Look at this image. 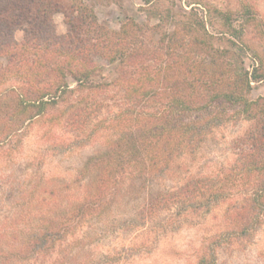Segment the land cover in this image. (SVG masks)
<instances>
[{"label":"rangeland","instance_id":"374dc122","mask_svg":"<svg viewBox=\"0 0 264 264\" xmlns=\"http://www.w3.org/2000/svg\"><path fill=\"white\" fill-rule=\"evenodd\" d=\"M46 1L57 36H72V48L82 41L83 55H89L100 72L84 92L76 91L77 83L68 76L69 89L58 94L56 106L43 116L21 117L25 121L10 139L6 134H12L13 122L7 123L10 119L0 114V264H199L203 258L208 264H264V215L245 235L226 218L227 209L244 204L257 185L256 177L248 179L241 169L259 142L254 136L262 125L260 113L249 118L233 114L206 136L194 156L177 159L163 178L148 185L126 178L111 211L103 216L96 213L82 224L70 222L67 237L46 252H26L31 234L53 223L58 229L60 215L82 202L95 182L97 158L112 136L105 129L124 108L120 76L157 70L158 95L174 88V83L165 81V73L191 82L195 65L207 63L205 47L181 60L180 52L169 53L159 42L171 32L189 39L182 28L189 20L186 13L193 11L203 20L205 31L215 38L214 46L237 45L239 57L228 56L230 72L255 68L264 76V0ZM125 22L138 25L133 26L135 42L129 45L124 64L109 65L96 47L89 49L98 35L119 32ZM15 37L22 43L24 31ZM33 60L28 56L27 64ZM7 66L0 65V104H12L13 114L16 97L29 85L15 74L3 75ZM48 85L47 80L38 84ZM198 94L192 98L207 100L208 93ZM248 98L264 100V79L251 83ZM51 116L59 118L50 121ZM201 188L205 197L199 193L193 200L185 197L188 190ZM211 191H218L217 201H209ZM190 203L200 208L195 210Z\"/></svg>","mask_w":264,"mask_h":264},{"label":"trees","instance_id":"16d2710c","mask_svg":"<svg viewBox=\"0 0 264 264\" xmlns=\"http://www.w3.org/2000/svg\"><path fill=\"white\" fill-rule=\"evenodd\" d=\"M48 10L46 0H0V65H4V62L9 65L2 71L3 75L15 74L29 85L25 92L16 97L13 114L10 112L12 104H0V114H5L10 119L7 123L13 122L14 126L12 134H6L8 139L18 135L17 126L21 127L25 121L23 118L43 116L51 106H56L58 94L69 89L68 76L77 83L76 91L84 92L100 72L93 59L83 55L82 41L72 48V36H57ZM186 14L189 20L182 24V28L189 39L181 40L175 37V32L170 31L171 34L162 35L159 42L169 53L180 52L181 60L192 57L197 54V49L205 47L202 51L208 49L207 63L195 65L192 69L195 79H191V82L185 77H178L179 74L168 75L164 72L165 81L174 83V88L171 91L162 90L158 95L157 70L139 75L133 71L128 77L120 76L124 108L110 119L105 129L112 136L106 142L102 157L97 158L95 182L86 190L82 202L73 204L60 215L63 220L58 229L53 223L49 229L31 234L32 238L25 244L26 252L31 255L46 252L67 237L70 222L82 224L85 220H91L96 213L103 216L111 211L121 198L120 187L126 178H136L143 185L163 178L177 159L185 155L194 156L204 144L206 136L223 120L232 119L233 114L249 118L260 113L259 122L262 125L254 136L260 144L258 142L251 148L255 153L245 157L247 162L241 169L242 175L248 179L255 176L254 183L257 185H254L252 197L247 198L244 204L227 209L226 218L234 230L239 229L245 235L247 229H252L260 216L264 215V100L248 98L251 83L261 82L264 76L258 74L255 68L252 72L244 67L237 68L239 73L230 72L227 68L230 61L228 56L239 57L236 55L237 45L231 43L233 48L223 49L214 46L215 38L205 31L203 20L193 11ZM221 16L224 20H230L226 14ZM133 26L138 25L130 26L129 22H125L119 32L98 35L89 50L96 47L109 65L124 64L129 56V45L136 38L137 29L134 30ZM20 30L24 31L22 43H18L15 37ZM86 46L84 42L83 47ZM22 56L24 58L20 59ZM28 56L34 57L30 63L31 66L35 65L34 68L27 64ZM45 80L50 85L38 86ZM181 84L185 86L183 89H180ZM204 93H208L206 101L192 98L195 94ZM157 96L160 97L158 101ZM231 110L232 116L229 117ZM58 118L51 116L49 120ZM202 190H188L185 197L193 200L197 193L205 197ZM217 192H210L212 197L209 201H217ZM55 195L53 193L52 196ZM189 206L195 210L200 208L197 203ZM199 264L208 263L203 258Z\"/></svg>","mask_w":264,"mask_h":264}]
</instances>
